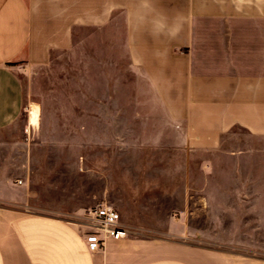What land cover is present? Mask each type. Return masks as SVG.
Wrapping results in <instances>:
<instances>
[{
	"label": "rangeland",
	"instance_id": "1",
	"mask_svg": "<svg viewBox=\"0 0 264 264\" xmlns=\"http://www.w3.org/2000/svg\"><path fill=\"white\" fill-rule=\"evenodd\" d=\"M4 68L22 104L0 126V208L79 223L104 203L129 238L264 264V139L232 129L215 151L189 150L158 91L130 68L122 23L78 31L40 69Z\"/></svg>",
	"mask_w": 264,
	"mask_h": 264
},
{
	"label": "crops",
	"instance_id": "2",
	"mask_svg": "<svg viewBox=\"0 0 264 264\" xmlns=\"http://www.w3.org/2000/svg\"><path fill=\"white\" fill-rule=\"evenodd\" d=\"M122 23L130 68L159 93L186 147L215 151L232 129L264 139V0H0V126L22 91L4 68L35 70L77 32ZM0 264H232L222 254L127 238L90 253L74 221L0 208ZM249 264V263H245Z\"/></svg>",
	"mask_w": 264,
	"mask_h": 264
},
{
	"label": "built area",
	"instance_id": "3",
	"mask_svg": "<svg viewBox=\"0 0 264 264\" xmlns=\"http://www.w3.org/2000/svg\"><path fill=\"white\" fill-rule=\"evenodd\" d=\"M77 223L82 230L86 247L90 253L103 251L108 241H120L133 233L122 222L119 213L104 203H99L83 213Z\"/></svg>",
	"mask_w": 264,
	"mask_h": 264
},
{
	"label": "bare ground",
	"instance_id": "4",
	"mask_svg": "<svg viewBox=\"0 0 264 264\" xmlns=\"http://www.w3.org/2000/svg\"><path fill=\"white\" fill-rule=\"evenodd\" d=\"M29 113V118L36 121L37 118V112L36 111H30Z\"/></svg>",
	"mask_w": 264,
	"mask_h": 264
}]
</instances>
